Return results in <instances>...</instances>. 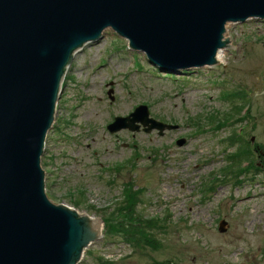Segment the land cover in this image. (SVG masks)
I'll return each mask as SVG.
<instances>
[{"label":"rangeland","instance_id":"obj_1","mask_svg":"<svg viewBox=\"0 0 264 264\" xmlns=\"http://www.w3.org/2000/svg\"><path fill=\"white\" fill-rule=\"evenodd\" d=\"M226 30L237 47L223 48L210 67L161 71L110 28L70 61L40 157L45 193L114 222L77 264H264V95L253 100L264 20ZM138 104L178 127L106 130ZM117 163L127 167L112 169ZM127 182L142 188L135 214L164 226L152 231L154 244H130L115 229Z\"/></svg>","mask_w":264,"mask_h":264},{"label":"water","instance_id":"obj_2","mask_svg":"<svg viewBox=\"0 0 264 264\" xmlns=\"http://www.w3.org/2000/svg\"><path fill=\"white\" fill-rule=\"evenodd\" d=\"M249 18L264 20V0H0V264H76L100 235L98 219L48 199L40 166L77 50L111 28L160 70L212 66L219 50L237 47L225 25ZM253 75L254 100L264 95V64ZM140 125L159 135L177 127L140 104L107 129ZM227 225L221 220L218 230Z\"/></svg>","mask_w":264,"mask_h":264},{"label":"trees","instance_id":"obj_3","mask_svg":"<svg viewBox=\"0 0 264 264\" xmlns=\"http://www.w3.org/2000/svg\"><path fill=\"white\" fill-rule=\"evenodd\" d=\"M79 201V199H74L73 203L79 205ZM138 201V194L136 192H128L126 194L122 204L114 210L115 214H121L124 216L123 220L118 221V225L115 226V229H118L119 233H121L126 240H130L133 245H151V243L154 244L151 233L158 224L156 221L152 220L140 222L135 219L134 209ZM135 216H137V214H135ZM125 220H128V222H125ZM162 227L164 226L160 223V228Z\"/></svg>","mask_w":264,"mask_h":264},{"label":"bare ground","instance_id":"obj_4","mask_svg":"<svg viewBox=\"0 0 264 264\" xmlns=\"http://www.w3.org/2000/svg\"><path fill=\"white\" fill-rule=\"evenodd\" d=\"M222 52H223V50H219V51L217 52V56H218L219 60L222 59ZM90 218H91V219H95L96 217H95L94 215H92ZM96 219H97V218H96Z\"/></svg>","mask_w":264,"mask_h":264}]
</instances>
